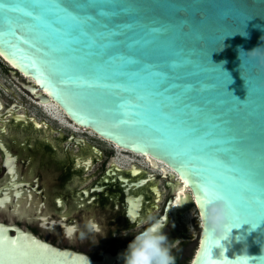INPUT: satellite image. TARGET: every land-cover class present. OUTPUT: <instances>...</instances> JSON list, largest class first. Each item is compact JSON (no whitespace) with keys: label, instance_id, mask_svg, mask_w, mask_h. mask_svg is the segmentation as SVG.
<instances>
[{"label":"water","instance_id":"1","mask_svg":"<svg viewBox=\"0 0 264 264\" xmlns=\"http://www.w3.org/2000/svg\"><path fill=\"white\" fill-rule=\"evenodd\" d=\"M13 4L0 7L11 77L172 170L200 228L188 264H264V0H0ZM210 201L228 209L218 231L201 218ZM126 248L96 260L0 221V264H124Z\"/></svg>","mask_w":264,"mask_h":264},{"label":"flooded vegetation","instance_id":"2","mask_svg":"<svg viewBox=\"0 0 264 264\" xmlns=\"http://www.w3.org/2000/svg\"><path fill=\"white\" fill-rule=\"evenodd\" d=\"M10 72L15 89L0 83V221L100 260L167 212L163 232L175 264H188L192 225L182 209L167 210L176 178L143 157L132 160L140 168L124 165L114 143L31 113L27 102L41 108L39 99Z\"/></svg>","mask_w":264,"mask_h":264},{"label":"clouds","instance_id":"3","mask_svg":"<svg viewBox=\"0 0 264 264\" xmlns=\"http://www.w3.org/2000/svg\"><path fill=\"white\" fill-rule=\"evenodd\" d=\"M247 53L241 50L239 56ZM227 214L226 205L220 201H210L202 210L201 218L209 230L218 231L225 223ZM69 234L71 235V232ZM80 235L83 238L85 234L81 232ZM122 257L124 264H175L167 234L163 232V225L159 221L150 224L143 232L136 235L129 242Z\"/></svg>","mask_w":264,"mask_h":264},{"label":"bare ground","instance_id":"4","mask_svg":"<svg viewBox=\"0 0 264 264\" xmlns=\"http://www.w3.org/2000/svg\"><path fill=\"white\" fill-rule=\"evenodd\" d=\"M2 58V57H1ZM8 65H12L11 63H9L6 59L2 58ZM36 102L38 103V105L41 106L42 110L46 112V114L48 116H50L51 118H53L54 120H57L63 124H65L66 126H69V127H73L76 131H88L90 132L92 135L95 136V133L93 131H91L90 129H86L84 127H81L77 124H73L71 121H69L67 118H66V115L64 114V111H62L60 109V107L54 103V102H43L41 100H36ZM115 146V149L117 151L118 154L122 155L123 157H126L127 159L123 160L124 161V165H133L134 167H137V168H140L138 167V165H135L132 160H135L139 157H143V160H142V163L143 164H146L148 166H150L151 168H153L154 170H162L163 174L166 175V176H171L172 177V174L170 175H167L168 171H172L171 169L168 168V166L166 164H164L163 162L159 161V160H156V159H152V158H148L147 156L141 154V153H136V152H133V151H130V150H127L123 147H120L116 144H114ZM123 152H126V153H132V155L134 156H131L128 155H124ZM116 160V159H114ZM121 160V159H120ZM127 161V162H126ZM176 182V181H175ZM173 183L174 185V188H177L179 193H180V197H179V200L177 202V207L179 208H182L183 211H184V217L186 220H189L192 218V215H191V212H186V208H183L185 206V204H187L190 200L189 198V192H188V189L187 188H183L182 187V183H181V180H178V183ZM177 208V210L179 209Z\"/></svg>","mask_w":264,"mask_h":264},{"label":"rangeland","instance_id":"5","mask_svg":"<svg viewBox=\"0 0 264 264\" xmlns=\"http://www.w3.org/2000/svg\"><path fill=\"white\" fill-rule=\"evenodd\" d=\"M8 69H10V66L0 57V83L7 84L12 89H15L12 80L10 79L9 75L6 73ZM1 93H3V92H1ZM27 105L30 108L31 113H35L39 116H44V117L48 116L45 111H43L41 108L31 104L30 102H27ZM186 210H187L186 212H191V215H192V218L187 221V225H192L191 226L192 230H189L190 232H188V233H190L192 235V239H194V244H193V248H192L193 250L191 251L192 253H190V256H189V257H193L194 251L198 246V237L200 234V228L193 229V224H194L193 222H194V219L196 218L195 209L194 208H190V209L186 208Z\"/></svg>","mask_w":264,"mask_h":264},{"label":"snow or ice","instance_id":"6","mask_svg":"<svg viewBox=\"0 0 264 264\" xmlns=\"http://www.w3.org/2000/svg\"><path fill=\"white\" fill-rule=\"evenodd\" d=\"M0 7H3V8H6L7 10L9 11H15L18 9V5H0ZM214 189H210L207 185L204 186V192H205V195L208 196L211 192H213ZM216 194H219V193H216ZM249 215H252L254 216L253 214L249 213ZM260 218H264V217H260ZM2 249H0V253H2Z\"/></svg>","mask_w":264,"mask_h":264}]
</instances>
